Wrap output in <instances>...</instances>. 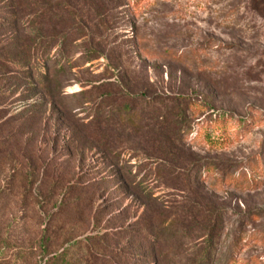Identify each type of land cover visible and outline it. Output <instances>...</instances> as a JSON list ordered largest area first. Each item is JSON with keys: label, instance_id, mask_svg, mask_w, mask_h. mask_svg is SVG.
I'll list each match as a JSON object with an SVG mask.
<instances>
[{"label": "rangeland", "instance_id": "374dc122", "mask_svg": "<svg viewBox=\"0 0 264 264\" xmlns=\"http://www.w3.org/2000/svg\"><path fill=\"white\" fill-rule=\"evenodd\" d=\"M89 1L71 0L83 14ZM130 1L103 0L106 14L99 26L88 15L93 43L77 41L83 56L75 55L72 68L55 75L54 85L60 80L64 87L76 77L118 81L127 70L148 94L160 96L157 107L175 106L176 96L193 99L186 110L187 144L219 160L231 176L245 173L258 183L235 189L203 174L202 188L222 211V230L207 263L264 264V0H141L137 6ZM39 5L49 9L44 0ZM7 23L0 18V25ZM20 23L4 31H29ZM90 49L92 59H84ZM11 86L0 84L7 89L0 94V264H43L57 252L71 264H153L151 238L138 233L143 209L120 185H137L146 175L143 185L155 196L172 201L170 195L179 194L153 172L154 160L142 158L148 150L139 129L144 121L154 125V112L146 111L134 125L119 124L122 130L117 121L94 130L89 124L97 112L104 121L101 104L95 109L83 97L58 100L73 112L75 117L67 118L76 129L59 124L50 106L30 109L37 98L26 97L22 89L10 94ZM79 90L77 85L64 89L67 95ZM74 128L79 140L67 147ZM129 225L128 234L118 230ZM167 230L156 245L161 264H186L181 256L195 258L204 247L203 233L180 246ZM105 232L111 235L99 257L87 240Z\"/></svg>", "mask_w": 264, "mask_h": 264}, {"label": "trees", "instance_id": "16d2710c", "mask_svg": "<svg viewBox=\"0 0 264 264\" xmlns=\"http://www.w3.org/2000/svg\"><path fill=\"white\" fill-rule=\"evenodd\" d=\"M41 1L0 0V18L7 19L8 22L7 25H0V84L4 82L5 85H13L10 94H16L22 89L26 97L37 98L29 104L30 109L41 111L50 106L53 113L58 114V122L62 126H75L74 121L67 118L71 116L73 119L75 117L72 116L73 112L58 102L69 96L83 97L95 109L102 105L99 112L104 121L99 120L101 117L97 112V116L95 115L89 124V127H95L94 130L102 127L105 122L109 125L114 121H117L116 126L122 130L123 127H119V124L134 125L135 120H144L147 116L146 111L152 110L154 113L150 120L154 125L151 126L144 121V125L139 129L142 146L145 151L148 150L142 158L154 160L156 167L153 172L164 182L163 184H169L172 189L178 190L179 194L170 195L173 197L172 201H166V196H155L153 191L143 185L146 175L137 185L125 182L120 185V189L126 196L135 197L139 202V208L143 209L137 221L138 233L142 234L145 231L146 238L147 236L151 238L150 252L153 264H161L156 245L158 246L166 226L171 241L180 246L184 240L192 239L195 233H203L204 247L200 249L198 256L194 258L185 254L180 260L187 262L186 264H208L210 249L222 230V211L205 188H202L205 182L203 174L215 177L221 185H234L235 189L242 188L248 182L251 187H255L258 184L257 179L248 177L245 173L231 176L230 171L220 166L219 160L202 156L191 149L185 141V135L190 130L186 110L195 104L190 97L176 96L175 106L157 107L156 101L160 96L148 94L146 85L131 79L128 71H122V67L120 68L122 75L118 81L85 80L76 77L72 82L68 81L64 87L60 80L54 85L55 75L63 74L65 66L71 69L75 55L83 56L84 51L77 41L88 43L91 40L90 44L93 43L94 23L93 28L88 25L86 21L88 15H92L94 21L98 19L99 24L96 25L99 26L106 13L103 0H90L85 14L75 8L71 0H61L58 5L54 0H44L49 4L46 11L39 5ZM140 1L131 0L130 4L137 6ZM19 22H23L20 23L21 29L27 24L29 31H25L24 34H18V31H4L7 29L6 26L19 27ZM94 53V50L90 49L89 55L84 59L91 60ZM41 66L45 71H41ZM93 77L97 79L96 76ZM73 85L79 86L80 90L67 95L64 89ZM6 90L5 87L0 89V94H5ZM75 128L77 129L76 126ZM76 129L71 131L75 134V139L68 141L67 147L76 143L79 136ZM87 138L94 141L92 133H88ZM106 146L105 143L103 151ZM142 165L140 163L135 168L140 171ZM231 165L233 166V163ZM118 230L125 234L131 232L130 225L120 226ZM138 233L136 231V236ZM109 235H111L109 232H105L88 238L87 245L89 244L88 248L93 247L92 253L99 257L104 254L105 249L102 245L106 242L105 237ZM144 242L147 244V240ZM145 250L147 247H144ZM49 254L44 251V258L49 257ZM51 255L43 264H71L64 253L57 252ZM230 264L247 263L232 261Z\"/></svg>", "mask_w": 264, "mask_h": 264}]
</instances>
